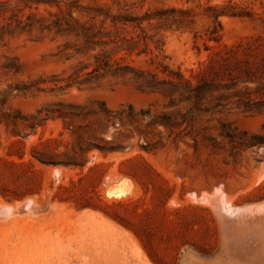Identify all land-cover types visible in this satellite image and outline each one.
Segmentation results:
<instances>
[{
  "label": "rangeland",
  "instance_id": "obj_1",
  "mask_svg": "<svg viewBox=\"0 0 264 264\" xmlns=\"http://www.w3.org/2000/svg\"><path fill=\"white\" fill-rule=\"evenodd\" d=\"M263 206L264 0H0V264H264Z\"/></svg>",
  "mask_w": 264,
  "mask_h": 264
},
{
  "label": "trees",
  "instance_id": "obj_2",
  "mask_svg": "<svg viewBox=\"0 0 264 264\" xmlns=\"http://www.w3.org/2000/svg\"><path fill=\"white\" fill-rule=\"evenodd\" d=\"M220 14H221V13H219V14L217 15V17H218ZM218 26L220 27V23H218ZM217 32H218V29H217L216 26H215L214 29L211 31L210 40H214V41H216V42L219 41L220 38H219Z\"/></svg>",
  "mask_w": 264,
  "mask_h": 264
},
{
  "label": "bare ground",
  "instance_id": "obj_3",
  "mask_svg": "<svg viewBox=\"0 0 264 264\" xmlns=\"http://www.w3.org/2000/svg\"><path fill=\"white\" fill-rule=\"evenodd\" d=\"M264 207V206H263Z\"/></svg>",
  "mask_w": 264,
  "mask_h": 264
}]
</instances>
